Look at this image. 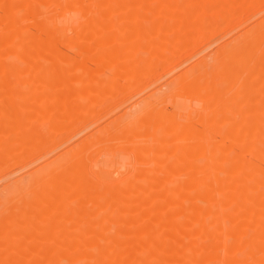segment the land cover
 I'll use <instances>...</instances> for the list:
<instances>
[{
	"label": "rangeland",
	"instance_id": "obj_1",
	"mask_svg": "<svg viewBox=\"0 0 264 264\" xmlns=\"http://www.w3.org/2000/svg\"><path fill=\"white\" fill-rule=\"evenodd\" d=\"M227 1L230 3H227V9H221L223 12L203 10L205 17L201 19V26L189 28L185 34L188 36L181 43L173 40L175 43H167V47L158 45L154 40L160 41L162 33L177 24L178 16L185 14L187 2H191L187 7V14H190L193 12L191 8L198 6L201 0L145 3L140 6L145 15L134 21L124 17L103 18L94 13L97 8L126 6L125 1L87 0V19H52L45 14L41 19V31H34L40 29H35L34 20L27 19L25 26L30 33L11 35L12 39L0 48V55H5L0 57V71L12 73L20 70L27 73L34 66L20 58L29 57V54L47 58L62 54L75 65L51 67L52 75L47 81L23 82V97L4 94L7 85L16 83L0 78V254L10 250V235L15 236L14 240L21 241L24 233L28 232L26 235L36 239L45 229L46 239L53 236L52 239L57 241L61 238V233L52 234L56 225L53 216L55 205L61 204L51 200L53 186L57 183L64 187L63 202L72 206L82 202V207H87L74 216L66 214L59 219L62 225L71 227L66 238L71 232L74 235L71 234L69 239H83L116 233L117 227L124 230L134 228L125 224L132 219L131 214L134 219L135 214L139 217L141 212H138L139 209L130 210L131 206L147 201L148 205L160 204L164 197L155 192L180 185L183 179L186 180L185 176L188 178L191 172H197L194 167L189 173L188 165L173 166L177 161L173 150L180 136L169 127L171 123L201 128L200 118L211 119L210 128L205 129H208V136L204 142L211 148L221 146L225 152L220 148L219 151L217 148L214 152L207 151L211 158L223 156L219 155L222 152L236 155L240 144L251 139L248 132L236 138L228 129H247L250 124H260L262 127H259L264 128V121L261 120L264 117V80L260 79V75H254L256 69L261 67L264 70V0ZM51 7L53 4L49 3L48 10ZM17 11H20L19 7ZM18 14L15 21L17 18L20 20ZM150 17H153V23ZM119 19L124 24L123 29L109 33L103 39L93 31L87 32V26L81 24L103 21L109 25ZM13 21L0 11V31H6ZM137 23L139 34L135 32ZM80 27L86 30L83 29V32ZM17 36L25 39L21 45L15 40ZM87 36L93 40H87ZM137 39L143 59L137 68L130 69ZM37 40H43L40 46H35ZM48 41H54L55 46L50 48ZM63 41L67 42L64 44ZM83 45L88 46L83 49ZM153 51L158 56L153 57ZM203 63L205 66H200ZM195 64L201 69L192 76L188 72ZM202 75L216 81L227 77L219 98L210 107H206L202 98L196 96L195 82L197 79L202 81ZM248 79L252 80L245 84ZM60 94L65 99L58 101L60 106L63 104V110L58 111L55 106L59 104L57 101L55 104L54 98ZM78 96L79 99L73 103L72 98ZM255 114H259L256 118H261L249 121L250 115ZM246 115L248 118H244ZM254 122H257L256 125ZM198 137L194 135L193 141L196 142ZM201 159L205 162L201 153L194 149L188 160L193 163L198 161L201 166ZM145 175H157L164 180L149 185ZM87 178L92 180V200L87 196H80L81 201L74 199L81 192V187L87 191ZM79 180L83 182L75 184ZM142 188L147 194H138L140 201L139 197L138 200L132 198L128 203L113 199L114 196L121 197V191L133 193ZM30 201L31 205H27L26 202ZM189 202L187 200L186 204ZM103 206H112L111 211V207L104 211L107 215L104 217L97 211ZM28 207L27 212L25 208ZM127 207L130 209L127 210ZM206 219L208 222L211 218ZM98 220L109 227L104 223L102 227L89 224ZM75 224L84 226H78V230ZM106 229L111 230L110 233ZM121 230L119 232L124 231ZM218 233L220 231L216 232L217 237L222 234ZM217 243V238L204 240L202 244L200 241L195 249L216 253ZM38 249L33 247L35 251ZM28 251L30 249L24 248V252ZM47 251L49 254L55 252L54 244ZM67 251L73 252L74 249L63 246L56 253L65 254ZM36 252L37 264H46L47 261L51 264V260L41 262ZM221 253L223 260L217 264H227L225 258L228 259L229 255ZM26 259L25 262L28 261ZM0 264L4 263L0 260Z\"/></svg>",
	"mask_w": 264,
	"mask_h": 264
},
{
	"label": "bare ground",
	"instance_id": "obj_2",
	"mask_svg": "<svg viewBox=\"0 0 264 264\" xmlns=\"http://www.w3.org/2000/svg\"><path fill=\"white\" fill-rule=\"evenodd\" d=\"M116 1H125L127 5L114 7L113 9L97 8L94 10V13H99L103 18L120 17L123 19L124 17V19L128 18L134 21L145 15V12L141 10V5L152 2L163 4L168 3L171 0ZM49 3L53 4V7L48 10L47 6ZM190 3L191 2H187V4H185V14L178 16L177 24L174 27L167 28L160 38L158 37L160 41L154 40V42H157V44L162 47H167V43L171 44L173 40L181 43L188 36L185 34L188 33L192 27L199 28L201 26V19L205 17L202 15L203 10L210 9L213 13H220L223 12L221 11L222 8L224 10L227 9V3L230 2L227 0H201L198 6L191 8L193 9V12L187 14V7ZM18 7L20 8L19 12L17 11ZM0 9L3 16L8 15L11 18V21L14 20L13 23L7 26L6 31H0V48L5 47V42L9 41L10 38L12 39L11 35H22L28 31L25 26V21H27V19L34 20V25L36 26L35 29H40L34 31H41V19L45 14L52 17V19L53 17H60L64 20L68 18L87 19V0H0ZM151 13L152 12H150V14ZM17 14L20 17V20L17 18V21H15V16ZM150 19L151 23H153V17H150ZM84 21L87 23V20ZM72 24L73 22L71 25ZM81 24L84 25L83 27L87 26L85 27L87 28V32L89 30L93 31V33L99 35L101 39L116 30L121 31L124 25L121 19L114 21L111 24L108 23L109 25H106L103 21L89 23L88 25L84 23ZM135 25V32L139 34L138 23ZM72 26H74V24ZM81 27L79 29H81ZM52 28L56 29L57 27ZM85 28L83 29L86 30ZM173 28L175 29L174 32L172 31ZM83 29L81 30L84 32ZM74 30L75 29H73V31ZM77 30L78 29H76V31ZM32 33L34 34L36 32ZM15 40L19 43L18 45H21L25 39L17 36V39ZM87 40H93V38L87 36ZM138 40L139 39L136 40L137 45L133 52V60L130 62L131 64L129 63L131 65L130 69H132V67L137 68L140 65V61L143 59V55L139 50L141 46ZM16 42L14 41V43ZM42 42L43 40H37L35 46H40ZM47 45L52 48L55 46V42L48 41ZM87 46H84L83 49ZM151 55L153 57L158 56V53L153 51ZM0 57H5V55H0ZM20 59L23 62L34 66V68L28 70L27 73H23L20 70H15V72L12 73L8 71H0L1 79L16 83L6 86L4 94L7 96L23 97V94H25V91H23L22 88L23 82L47 81L52 75L50 70L51 67H61L63 65L70 66L71 64L75 65L74 62L71 63V61L65 58L62 54H56L53 58L29 54V57L21 56ZM200 66H205V63ZM200 66L195 64L193 68L191 67V71L189 70L190 73L187 71L188 74L194 76L196 72L201 69ZM256 71L257 72L254 75H260V79L264 80V70L260 67L256 69ZM55 72L57 73V71ZM202 76L204 77L202 81L197 79L195 82L197 83L195 84L196 96L200 99L202 98V102H205L206 107H210L216 102L217 98H219L220 92L225 87L227 77H223L221 80L216 81L211 77L208 78V76ZM250 80H245V84L250 82ZM60 95L55 96V104L56 101L57 104H59L58 101L61 102L62 99H65L64 95ZM78 99L79 96L73 97V103ZM62 105L63 104L60 106L59 104V106L57 105L55 107L58 111L63 110ZM43 112L44 111H42V113ZM258 115H250L249 121L252 120L251 118H254L256 121L259 120L261 117H255ZM246 117L247 115L244 118ZM261 120L264 121V117ZM198 121L201 124L200 126H202L201 128H196L191 124H181L179 126L175 123H171L169 125V127H171L172 130H175L180 136V139L178 143L175 144L173 150L175 160H177L173 166L185 167V165H188L187 171L189 168V173L191 168L194 167L197 172L194 174L191 172L188 178L185 176L186 180L184 181L183 179V182L181 184L179 183L180 185L171 186V188L168 187L167 190H159L155 192L157 195L164 197V201L160 202V204L150 203L148 205L147 202L149 201H145L146 203L141 202L140 204L138 203L139 205H135V203V207L131 206V209L130 207H127V210L139 209L138 212H141L140 214L143 213L142 215L139 214V217L135 214L134 219L133 214H131L132 219L126 218L130 222H126L125 225L128 223L129 225H133L134 228H130L129 230L126 229V231L123 227H117L118 232L115 230L116 233H110L111 230L109 231V229H106L109 231H107L110 233L109 235H102L97 238L86 237L83 239H80V237L69 239L71 238V234L74 235L71 232L69 238H66L67 231L71 227L69 225H62L59 219L66 214L74 216V214L81 211V209L84 210L87 209V207L84 205L83 208L82 202L78 206H72L66 201L63 202L65 197L64 187H61V183L59 185L57 183L53 186L54 189L52 190H54V192L52 193L53 197H51V200L53 199L52 201L55 202L60 201L61 204L58 206L57 204L55 205L53 216L56 219V225L53 227L52 234L61 233V240H53V236L50 239H46L47 235L46 233H43L45 232V229H43V232H41L40 236L36 239L26 235L28 232L24 233L21 241L14 240L15 236L10 235V250L7 253L0 254V260L4 264H37L38 257L36 258L34 253L39 251L36 253L37 256L41 258V262L44 261V259L51 260V264H217L219 261L223 260L221 258L222 251L229 256L231 255L230 258L229 256L228 259L225 258L227 264H264V128H261L262 125L260 124H257L258 127H256L257 122H254L256 126H251L254 124L249 125L254 127L253 129L249 126V129H228V132L233 133L236 138L245 132H248L249 137H251L250 140H246V142L243 141L244 143L240 142L241 144L239 143V153L230 156L224 154V149L223 147L221 148V146L216 147L217 150L216 148H211V146L205 144L204 141L208 136L207 130L210 128L209 123L211 119L202 120V118H200ZM206 128L208 129L205 130ZM250 133H252L251 136ZM194 135L199 136V139L196 142L193 141ZM219 148L224 152L221 154L219 153V155L223 156L217 158L215 156L211 158L206 153L207 151H219ZM194 149L195 151L198 150L201 153V156L205 158V162H202V159L200 160L203 164L201 166L200 163H198L199 165L197 164L198 161L196 160L194 163L188 160ZM177 152L178 157H176ZM208 165L210 167H207ZM205 166L209 169H205ZM199 168L201 169L200 172ZM203 168L206 171H204ZM144 177L147 179L149 185H155L164 180L157 175H145ZM82 182L83 181L79 180L75 184H81ZM91 186L92 180L87 178V191L83 190L81 187V192L77 193L74 199L81 201L80 196H87V199H91L94 196ZM140 193L146 192L143 188L133 191V193L132 191H121L122 196H114L113 199H118L120 200L119 202L126 201L127 203L132 198H134L132 200L139 199L140 201V197L138 196ZM84 199H82V201H84ZM187 200L191 201V203L189 202L190 204L188 203L189 205L186 204ZM26 204L31 205V201L26 202ZM114 204L113 208L115 207ZM103 207L104 208H99L97 210L101 213L100 216L102 217L107 216L104 214V211L109 209L107 207H111L110 211L112 210V206ZM25 210L28 212L29 207L25 208ZM115 211L117 212V209ZM206 218H211L208 220L209 223L205 221L207 220ZM100 221H94L89 224L95 226L98 224V226H101L104 221H102V223ZM104 225L106 224L104 223ZM78 226L79 224H75V227L78 228ZM80 226H84V224ZM106 227L108 228L109 226L106 225ZM121 228L124 230L123 232H119ZM78 230L75 233H77ZM218 231L222 234L218 233L220 235L217 237L216 232ZM88 233L90 234V231H88ZM215 238L218 239L216 253L195 249V246L200 241L202 244V241L204 240H212ZM17 241L20 242L21 245ZM52 244H54L56 251L49 254L48 251L46 252V249H49V246ZM3 246L6 245L3 244ZM63 246H67L68 249H74V251H67L68 253L65 254L56 253L57 249ZM33 247L39 248L40 250L38 249L35 251L33 250ZM80 247L83 249L75 250L78 248L80 249ZM24 248L30 249V251L26 253L24 252ZM26 258H28L27 262L24 261ZM47 262L46 264H48Z\"/></svg>",
	"mask_w": 264,
	"mask_h": 264
}]
</instances>
